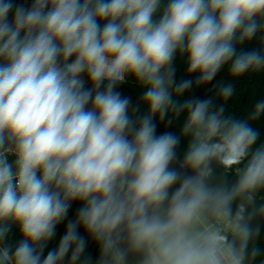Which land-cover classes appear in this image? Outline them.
<instances>
[{
  "label": "clouds",
  "instance_id": "clouds-1",
  "mask_svg": "<svg viewBox=\"0 0 264 264\" xmlns=\"http://www.w3.org/2000/svg\"><path fill=\"white\" fill-rule=\"evenodd\" d=\"M257 34L261 50L237 51ZM177 55L197 85L226 65L234 78L264 72V0H0V264H91L81 228L96 264L260 255L249 245L264 221V143L251 120L264 100L250 119L182 100L194 81L176 82ZM128 77L145 89L142 116L116 90ZM234 91L221 83L217 95ZM181 114L180 135H157L155 118ZM214 164L234 173L231 185L210 182ZM72 202L75 219L45 255Z\"/></svg>",
  "mask_w": 264,
  "mask_h": 264
},
{
  "label": "trees",
  "instance_id": "trees-1",
  "mask_svg": "<svg viewBox=\"0 0 264 264\" xmlns=\"http://www.w3.org/2000/svg\"><path fill=\"white\" fill-rule=\"evenodd\" d=\"M13 2L17 6L23 5L27 8L31 6L32 0H13ZM157 15H159V13ZM11 19L12 14L9 15V20ZM261 47L260 34H257V36L252 41L237 45V51H251L253 49L261 50ZM186 59L187 58L185 56L177 55L174 59L173 64V67L175 69V80L177 83L185 79H191L194 81L192 87L184 93L183 97L181 98L182 100L189 98H211L213 100V107L219 108L221 105H223L226 116L230 115L240 119H250L255 104L260 100H264V72H250L239 78H234L229 73V66L226 65L216 75L213 81L208 84L197 85L195 83V80L199 74H188ZM221 83H231L234 86V94L227 101H224L217 95L218 87ZM86 86L90 87V85ZM116 90L119 91L123 97L130 98V113L133 108L137 107L139 110L135 113L136 116H142L147 113V106L141 102L142 94L145 89L141 87L134 80V78L128 77L124 83L117 85ZM170 118H172L171 115L169 117H166L164 121H160L158 117L155 118L154 122L157 125V135L164 132H173L176 135H180L181 128L185 120L184 114H181L179 117L172 119V123L169 125L168 120ZM251 124L259 132V140L256 145L259 146L260 143H264V114H262L255 120H251ZM186 147L187 140L182 137L181 143L177 149L178 156L180 158L183 157ZM213 168L214 174L211 177V183L231 185L235 180L234 173L225 172L221 167L215 164L213 165ZM261 195L264 194H259L257 196V204L261 202ZM79 207H81L80 202H72L66 219L57 226L56 235L45 248V255L49 250L58 246L61 237L65 233L68 221L75 219L77 215V209ZM253 224L260 227V232L258 237L252 243H250L249 248L253 247V245L259 248L260 255L251 260L250 264H262V262H264V221H262L260 217H257L253 221ZM79 231L80 234L87 240V247L84 256L91 258V264H96V260L99 256L98 246L91 240L90 237L87 236V233H85L82 228L79 229ZM20 239L21 236L19 233V229L13 226L9 234V241L14 247L20 241Z\"/></svg>",
  "mask_w": 264,
  "mask_h": 264
},
{
  "label": "built area",
  "instance_id": "built-area-1",
  "mask_svg": "<svg viewBox=\"0 0 264 264\" xmlns=\"http://www.w3.org/2000/svg\"><path fill=\"white\" fill-rule=\"evenodd\" d=\"M11 159V158H10Z\"/></svg>",
  "mask_w": 264,
  "mask_h": 264
}]
</instances>
